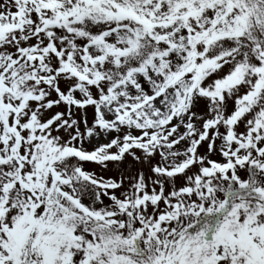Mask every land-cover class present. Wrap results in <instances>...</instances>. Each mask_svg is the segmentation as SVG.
I'll return each instance as SVG.
<instances>
[{"label": "snow or ice", "instance_id": "6c2138e0", "mask_svg": "<svg viewBox=\"0 0 264 264\" xmlns=\"http://www.w3.org/2000/svg\"><path fill=\"white\" fill-rule=\"evenodd\" d=\"M0 264H264V0H0Z\"/></svg>", "mask_w": 264, "mask_h": 264}]
</instances>
